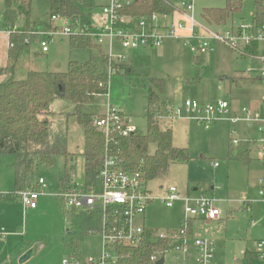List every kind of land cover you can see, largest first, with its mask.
Here are the masks:
<instances>
[{"label":"rangeland","instance_id":"374dc122","mask_svg":"<svg viewBox=\"0 0 264 264\" xmlns=\"http://www.w3.org/2000/svg\"><path fill=\"white\" fill-rule=\"evenodd\" d=\"M179 6L181 0H165ZM30 19L39 32H44L50 25V0H29ZM224 0H195V20L213 32L222 33L227 25L236 24L255 8L254 0H244L241 12L233 13L226 22L216 23L207 19L204 9L222 7ZM4 0H0V68L5 64L7 33L3 24ZM23 23V18L18 22ZM213 50L202 56L193 55L189 48L179 41L166 40L156 48L134 50L118 49L127 54L123 62L117 63L116 73L110 77L107 94L97 95L93 103L83 106L84 112L95 115L105 112L106 104L117 106L134 126L135 134L143 135L147 125L148 91L152 89L160 100L161 107L154 113L160 129L171 128L173 144L186 148L189 160L173 163L160 178L148 181L147 186L156 196L161 194L160 186L174 185L181 192L191 191L193 187L205 190L217 198H247L256 200L252 205L251 217L239 210L234 217L227 215V204H221L223 217L218 222L197 224L193 234L198 237L213 239L214 261L221 264H238L243 240L258 239L264 236L261 226L263 204L259 200L256 181L262 176V168L253 159L245 164L227 158L230 146V131L234 127L240 143L251 131L243 124L229 125L225 121H216L208 129L192 119L163 117V109L177 108L185 99L212 103L218 99H229L231 95L248 94L237 89L230 82L233 72L244 70L250 61H244L239 54L228 46L214 42ZM29 55L19 62V72L44 71L65 72L69 60L86 61L90 55L97 58L99 68L106 73V62L99 59V49L70 47V37H54L46 53L39 50L38 44L32 43ZM130 68L126 72L123 68ZM222 78L223 81H218ZM1 82V81H0ZM162 87L160 91L158 87ZM254 92L261 91L260 84H255ZM253 92V93H254ZM252 93V92H250ZM247 104V100H243ZM74 106L65 98H55L50 106L49 126L52 135L66 138L67 152L70 155H57L51 167L38 165L28 187L42 177L46 187L37 199L36 208L23 207L20 197L15 201L0 202V264H61L62 258L69 253L64 250V238L67 230L73 227L70 211L57 196L59 179L69 173L72 180L84 182L83 133L75 117L71 115ZM249 141V140H248ZM154 145L149 152H154ZM254 154V151L252 155ZM213 162L219 166L214 167ZM11 159L0 157V193L13 190ZM213 188V189H212ZM257 225L251 226V222ZM180 226L178 206L166 207L160 200H153L147 207L145 227L155 237L158 231H173ZM191 246V243H188ZM81 248L82 255L96 254L100 251V238L97 233H84ZM163 254L164 264H183L182 254L171 249ZM26 251L30 257L20 263L19 258ZM189 255V254H188ZM186 264H191V259Z\"/></svg>","mask_w":264,"mask_h":264},{"label":"built area","instance_id":"2783aa9c","mask_svg":"<svg viewBox=\"0 0 264 264\" xmlns=\"http://www.w3.org/2000/svg\"><path fill=\"white\" fill-rule=\"evenodd\" d=\"M73 1L82 12L80 14L86 17V21H82L79 14L51 13V23L47 29L44 32L35 31L39 50L42 53L48 52L54 37L84 35L107 58L106 73L109 77L115 74L111 63L123 62L127 57L121 51L118 52V49L133 52L139 48H156L170 39L183 43L196 56L211 52L213 42H220L240 56H245L246 49L255 44L256 53L246 56L259 61L257 77L263 89V100L259 110L242 106L234 112L229 102L224 99L205 104L185 99L175 109L166 106L163 109V117L192 119L206 129L216 121H225L231 126L243 124L256 134L249 144L255 150L256 158L264 169V0H258L261 11L254 12L250 21L238 22L222 33L210 31L195 20V0H181L179 6L173 5L170 13L153 12L145 15L128 12L131 0ZM84 1H90L91 5L84 7L82 5ZM5 32L9 34L11 28L5 27ZM93 124L103 133L106 145L96 176L99 180V189L86 188L84 182L72 180L70 186L58 190L57 196L67 209L100 211L101 226L95 231L100 238V251L88 255L68 253L62 258L61 264H120L119 248L137 247L144 240V235L149 232L145 227L144 215L148 204L155 199L169 208L177 203L181 204L178 229L173 233L158 231L155 237L168 239L171 249L184 256L189 254L190 242L194 248L192 264H215L213 240L188 235L191 223L194 220L206 222L219 220L223 217L221 204L229 205L234 202L247 204L249 200L233 197L222 199L204 193H182L174 185L160 186L161 194L156 196L148 188V182L140 170L127 168L119 155L111 153L108 149L114 132L117 131L121 136L135 133L129 119L117 106L107 102L105 112L96 115ZM236 131L234 127L230 131V143L233 146L240 142ZM212 165L216 167L218 162H213ZM45 187V180L39 177L31 187L22 190L19 197L23 207L36 208L37 199ZM257 192L264 203V174L260 178ZM89 233L92 234L94 231ZM167 250L168 247L165 252ZM254 250L261 261L260 264H264V238L255 242ZM150 259L151 264H155L160 258L152 256Z\"/></svg>","mask_w":264,"mask_h":264},{"label":"trees","instance_id":"16d2710c","mask_svg":"<svg viewBox=\"0 0 264 264\" xmlns=\"http://www.w3.org/2000/svg\"><path fill=\"white\" fill-rule=\"evenodd\" d=\"M129 13L145 15L153 12L170 13L173 5L165 0H131ZM244 0H224L222 7L205 8L203 15L216 23L224 22L231 14L241 12ZM84 7L90 1L82 3ZM50 14L62 13L81 15L73 0H50ZM255 12L260 13L261 5L255 1ZM82 13V12H81ZM259 17V16H258ZM23 23L19 26V20ZM82 21L86 17L81 15ZM3 24L11 28L8 34V45L5 65L0 68V75L8 77L0 82V157L9 156L13 171V190L0 193V201H14L19 193L27 188L38 165L51 167L57 155L69 156L66 138L54 136L50 131V105L55 98L61 97L72 102L71 112L80 125L83 133L84 184L86 188L99 189L97 173L105 151V138L93 124L95 114L84 112L83 106L94 102L97 95L106 94L110 77L99 68L97 58L92 55L86 61L69 60L65 72L27 71L22 78H15L14 71L21 56L28 53L30 45L37 42L35 25L30 19L29 0H4ZM17 25V27H14ZM70 47L96 49L91 40L84 36L70 37ZM256 53V45L248 47L245 56ZM247 55V56H246ZM102 63L107 61L99 53ZM112 67L117 63L112 62ZM126 72L131 69L123 68ZM116 73V71H115ZM161 91L162 87H158ZM161 103L152 89L148 91L147 125L143 135L131 133L121 136L116 131L109 142L111 153L118 154L124 165L130 169L140 170L146 182L163 176L173 163L186 162L189 154L186 148L173 144L171 128L160 129L153 115L160 109ZM154 145L153 153L149 147ZM249 141L237 146L230 144L227 158L247 163ZM72 183L69 173L59 179V188H67ZM71 210V209H69ZM73 227L67 230L64 238V250L77 253L81 248L84 233L98 231L101 226L99 210L91 212L70 211ZM148 232L137 247H121L118 250L120 264H151V257H163L168 239L151 237ZM190 235V231L188 232ZM255 250L245 249L240 264H260Z\"/></svg>","mask_w":264,"mask_h":264},{"label":"crops","instance_id":"0c3cea01","mask_svg":"<svg viewBox=\"0 0 264 264\" xmlns=\"http://www.w3.org/2000/svg\"><path fill=\"white\" fill-rule=\"evenodd\" d=\"M254 1H256V0H254ZM175 6V5H174ZM256 10H255V8H254V10L253 11H251L250 13H249V15H248V18H242L241 19V21H239V22H248V21H250L251 19H252V15L254 14V12H255ZM238 14V13H237ZM229 18V17H228ZM224 22H226V20L224 21ZM233 25H235L234 23L233 24H231V25H227L226 26V28L225 29H227L228 27H230V26H233ZM35 29H36V27H35ZM36 31H37V29H36ZM170 41H174V40H170ZM214 43V42H213ZM7 45H8V34H7ZM6 52H7V48H6ZM29 52H30V50L28 51V53H26V54H24L23 56H21L20 57V59L18 60V63H17V65H16V69H15V71H14V77L15 78H22L23 76H24V74L27 72V71H30V70H27V71H25V73H22V72H24V71H22V72H19L18 74H17V71H19V62H21L22 60H25L26 59V57L29 55ZM134 52V51H133ZM132 52V53H133ZM210 53V52H209ZM127 55V54H126ZM239 57L241 58V59H243L244 61H250L251 62V65H249L246 69H244V70H239V71H235V72H233L232 73V75H231V77L229 78L230 79V82H231V84H233L237 89H240V90H244V91H248L249 93L248 94H242V95H239V96H233V95H231V91H229V96H230V98L229 99H227V101L229 102V104H230V107H231V110L232 111H238L239 109H240V107H242V106H246V107H248V108H250V109H252V110H259L260 108H261V102H262V100H263V89H262V85H261V83H260V81H259V78L257 77V68H258V66H259V61L256 59V58H254V57H242V56H240L239 55ZM126 59V58H125ZM5 61H6V53H5ZM5 65V64H4ZM8 77V74H5V75H0V81H3V80H5L6 78ZM218 81H223V79L222 78H219L218 79ZM259 83L260 84V87H261V91L259 92V93H257V92H254V90H252V89H254V87H255V84L256 83ZM250 92H252V93H250ZM254 92V93H253ZM226 100V99H225ZM243 100H247V104H245L244 102H242ZM52 104V103H51ZM51 106V105H50ZM103 113V112H102ZM102 113H100V114H102ZM97 115H99V114H97ZM244 126V125H243ZM247 131H251L252 133L251 134H247V136H244V137H242L241 139H243V140H245V141H250L252 138H254V137H256V134H255V132L252 130V129H249V128H246V127H244ZM253 151H254V154L252 155V153H253ZM253 157L258 161V163H259V165H260V167L262 168V176H263V174H264V169H263V165H262V163L256 158V152H255V150L253 149V147L252 146H250V144H249V153H248V158H249V160H248V162L247 163H245V164H248L252 159H253ZM218 166H219V163H218ZM218 166H216V167H218ZM261 176V177H262ZM260 177V178H261ZM260 178H258L257 179V181H256V188H257V190H258V184H259V181H260ZM12 180H13V172H12ZM213 189V188H212ZM180 191V190H179ZM181 192V191H180ZM183 193V192H182ZM185 193H188V194H197V193H204V194H208V195H210L208 192H206L205 190H198L197 188H195V187H193L192 188V190L191 191H186ZM258 193V192H257ZM210 196H212V195H210ZM259 196V195H258ZM17 199V198H16ZM15 199V200H16ZM246 200H249V199H247V198H245ZM14 200V201H15ZM257 201H259V202H261L262 204H263V221H262V224H261V226L263 227V229H264V203L260 200V198H259V200H257ZM0 202H3V201H0ZM249 203H247V204H241L240 202H234V203H232V204H229L228 206H227V215L229 216V217H234L235 215H236V213L239 211V210H242L244 213H246V215H248L249 217H251V211H252V205H253V203L254 202H256V200H249L248 201ZM150 204H152V202L150 203ZM150 204H148V206L150 205ZM175 205H177L178 206V217H179V221H180V212H181V204L180 203H177V204H175ZM174 205V206H175ZM147 206V207H148ZM173 206V207H174ZM146 211H147V208H146ZM145 214H146V212H145ZM222 219V218H221ZM221 219H219V220H221ZM219 220H216V222H218ZM144 221H145V215H144ZM212 222H214V221H212ZM250 222H251V226H255V225H257V222H255V221H252V220H250ZM211 222H206V221H201V220H194L192 223H191V226H190V236L192 237V236H195L194 234H193V232H194V227H196V225L197 224H210ZM176 230H173V231H167V232H169V233H173V232H175ZM162 232H166V231H162ZM0 235H1V233H0ZM197 236V235H196ZM262 238H264V236L262 237ZM259 239H261V238H258V239H247V238H245L244 240H243V243H244V248H243V250H242V253H241V257H242V255H243V252L245 251V249H249V250H254V248H255V242L257 241V240H259ZM211 240H213V239H211ZM193 252H194V248H193V246L191 245L190 246V248H189V255H187V256H184V255H182V257H183V264H186V262H187V260H190L191 259V264H192V254H193ZM165 253V252H164ZM241 257H240V260H241ZM215 260V259H214ZM240 260H239V263L238 264H240ZM215 262V264H221L220 262H218V261H214ZM163 264H164V262H163Z\"/></svg>","mask_w":264,"mask_h":264},{"label":"water","instance_id":"95a60500","mask_svg":"<svg viewBox=\"0 0 264 264\" xmlns=\"http://www.w3.org/2000/svg\"><path fill=\"white\" fill-rule=\"evenodd\" d=\"M31 252L30 251H26L24 254H22L19 258V262L22 263L25 260H27L30 257ZM164 262V258L161 257L158 261L155 262V264H163Z\"/></svg>","mask_w":264,"mask_h":264}]
</instances>
